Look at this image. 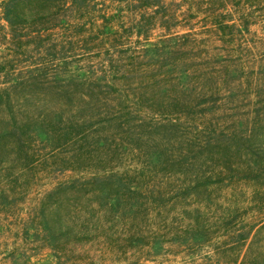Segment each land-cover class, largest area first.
<instances>
[{
  "label": "rangeland",
  "instance_id": "374dc122",
  "mask_svg": "<svg viewBox=\"0 0 264 264\" xmlns=\"http://www.w3.org/2000/svg\"><path fill=\"white\" fill-rule=\"evenodd\" d=\"M87 5L88 12L76 13L82 23L45 34L43 41L29 39L27 48L15 47L8 29L0 30L12 79L30 68L43 74L47 89L21 95L46 103L51 119L45 136L25 144L29 159L15 162L28 167L19 180L23 193L1 201L0 264H70L58 261L48 245L39 209L52 204L65 181L114 172L131 176L126 191L148 186L144 171L158 180L171 170L179 180L198 170L221 171L227 188L216 191L213 208L233 207L240 198L247 207L256 199L254 184L241 179L244 165L236 166L250 158L264 169V0H162L150 9H139L135 0ZM104 16L112 32L98 27ZM84 194L76 195L82 218L104 213L106 200ZM142 200L124 201L139 209ZM124 201L114 204L122 208ZM119 212L112 209V217ZM247 218L256 223L264 213ZM85 248L102 256L98 264L195 261L178 245L151 260L137 248Z\"/></svg>",
  "mask_w": 264,
  "mask_h": 264
},
{
  "label": "trees",
  "instance_id": "16d2710c",
  "mask_svg": "<svg viewBox=\"0 0 264 264\" xmlns=\"http://www.w3.org/2000/svg\"><path fill=\"white\" fill-rule=\"evenodd\" d=\"M87 1L0 0V30L8 29L15 47L21 44V48H27L29 39L43 41L45 34L82 23L76 13L88 12ZM135 1L139 9L162 4V0ZM103 19L106 22L98 27L112 32L109 18L104 16ZM1 44H4L2 40ZM5 50L8 49L0 50V77L5 73V81L0 86V210L1 201L23 193L19 190V180L25 176L28 167L15 165V162L21 158L29 159L25 144L34 137L45 136V127L51 120L47 118L50 114H46V103L42 107L36 96L21 95L32 88L47 89L43 74L30 68L27 75L12 79V70H9L12 62L7 59L10 54H5ZM61 120L60 124L63 123ZM251 161L246 159L236 168L244 165L246 173L241 179L243 183L254 184L256 199L251 206L244 207L240 198L233 202V207L227 206L223 210L213 208L219 205L216 191L227 188L226 173L221 171L206 174L198 170L197 174L183 180L175 179L178 174L172 170L162 180H158V175L144 171L140 175L146 177L148 186L130 188L133 192L124 190L126 179L131 176L114 172L89 180L65 181L55 190L54 195L58 197L52 204L39 208L46 241L58 261L70 264L99 263L102 256L87 254L90 253L85 250L87 244L125 248L123 253L126 249L137 248L146 253V260L159 257L165 247L178 245L193 256L192 264H264V218L251 224L247 218L250 213H264V174L260 171L264 169L258 168L257 161H253L255 166ZM231 182L229 180L228 184ZM83 189L87 191L85 197L93 195L92 198L107 201L102 209H105L104 213L91 206L93 212L96 210L97 218H82L84 207L79 206L81 200L76 195ZM134 196L137 200L143 199L139 209L124 201ZM65 201L67 204L63 209L62 202ZM114 201H124L122 208ZM112 209L124 213L112 217ZM117 233L119 236H115Z\"/></svg>",
  "mask_w": 264,
  "mask_h": 264
}]
</instances>
